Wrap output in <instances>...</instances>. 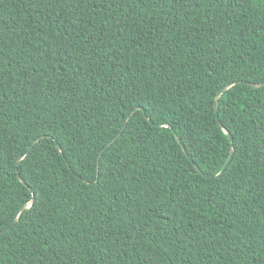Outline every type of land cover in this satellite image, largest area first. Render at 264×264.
<instances>
[{
  "label": "trees",
  "instance_id": "trees-1",
  "mask_svg": "<svg viewBox=\"0 0 264 264\" xmlns=\"http://www.w3.org/2000/svg\"><path fill=\"white\" fill-rule=\"evenodd\" d=\"M0 264H264V0H0Z\"/></svg>",
  "mask_w": 264,
  "mask_h": 264
},
{
  "label": "water",
  "instance_id": "water-1",
  "mask_svg": "<svg viewBox=\"0 0 264 264\" xmlns=\"http://www.w3.org/2000/svg\"><path fill=\"white\" fill-rule=\"evenodd\" d=\"M219 95H220V93L217 95V98L219 97ZM217 98H216V100L214 102L215 114H217ZM228 136H229V138H230V140L232 142L233 141L232 136L231 135H228ZM232 156H233V146H231L230 154H229V156H228V158H227V160H226V162H225V164H224V166H223V168H222V170H221V172L219 174L223 173V171L226 169V167L228 166L229 161L231 160ZM199 173H201V172H199Z\"/></svg>",
  "mask_w": 264,
  "mask_h": 264
},
{
  "label": "snow or ice",
  "instance_id": "snow-or-ice-1",
  "mask_svg": "<svg viewBox=\"0 0 264 264\" xmlns=\"http://www.w3.org/2000/svg\"><path fill=\"white\" fill-rule=\"evenodd\" d=\"M226 134H227V135H232L231 132H228V133H226ZM229 163H230V161H229ZM217 175L219 176L220 174L218 173ZM25 210H27V211H29V212L34 211V210H35V201H33L32 203L26 204V205L24 206V208H23L21 211L23 212V211H25Z\"/></svg>",
  "mask_w": 264,
  "mask_h": 264
}]
</instances>
